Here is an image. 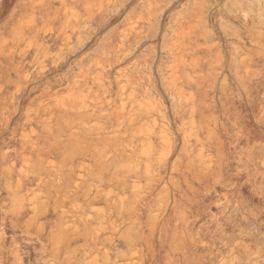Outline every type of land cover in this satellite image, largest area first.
Wrapping results in <instances>:
<instances>
[{
    "label": "rangeland",
    "instance_id": "rangeland-1",
    "mask_svg": "<svg viewBox=\"0 0 264 264\" xmlns=\"http://www.w3.org/2000/svg\"><path fill=\"white\" fill-rule=\"evenodd\" d=\"M0 264H264V0H0Z\"/></svg>",
    "mask_w": 264,
    "mask_h": 264
},
{
    "label": "bare ground",
    "instance_id": "bare-ground-1",
    "mask_svg": "<svg viewBox=\"0 0 264 264\" xmlns=\"http://www.w3.org/2000/svg\"><path fill=\"white\" fill-rule=\"evenodd\" d=\"M16 250H18V249H16ZM16 250H15V251H16ZM18 251H19V250H18ZM18 251H17V255H19ZM15 254H16V253H15Z\"/></svg>",
    "mask_w": 264,
    "mask_h": 264
}]
</instances>
